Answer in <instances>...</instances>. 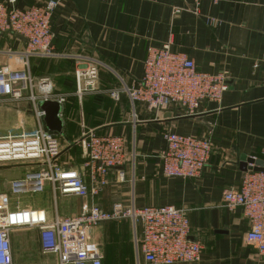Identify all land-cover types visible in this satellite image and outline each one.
<instances>
[{
    "label": "crops",
    "instance_id": "1",
    "mask_svg": "<svg viewBox=\"0 0 264 264\" xmlns=\"http://www.w3.org/2000/svg\"><path fill=\"white\" fill-rule=\"evenodd\" d=\"M46 1L18 0V6ZM52 29L54 54L31 56L30 65L35 77L48 80L54 92L65 97L62 133L51 131L62 144L59 162L81 171L90 184L76 144L83 129L123 136L125 179L119 180L117 169H112L107 186L96 196L55 199L47 185L28 199L12 195L11 204L13 196L18 199L12 206L42 210L52 219L75 216L88 203L105 210L118 201L140 207L173 204L188 210L190 238L203 245L200 261L177 264H264V255L246 239L249 221L243 210L223 206V192L241 185L246 171L242 156L264 160V0H202L197 11L192 0H60ZM168 41L194 59L199 70L226 73L228 89L221 101H205L197 114L186 115L176 106L162 111L143 104L133 108L124 94L119 101L111 97V89L142 77L150 47ZM26 47L27 40L17 34L0 35V64H18ZM89 65L97 67L96 90L79 97L76 71ZM34 125L26 100L0 103V135ZM168 129L211 140V159L199 178L163 174L160 153ZM28 169L26 164L0 168L2 186L9 190L10 181ZM140 229L128 219L106 221L93 229L90 239L103 252V264H146L135 244ZM30 230L12 232L14 264H57L56 256L42 252L36 258L27 252L26 262L17 258L18 245L30 236L41 251L38 231Z\"/></svg>",
    "mask_w": 264,
    "mask_h": 264
},
{
    "label": "built area",
    "instance_id": "2",
    "mask_svg": "<svg viewBox=\"0 0 264 264\" xmlns=\"http://www.w3.org/2000/svg\"><path fill=\"white\" fill-rule=\"evenodd\" d=\"M192 1L197 11L202 0ZM59 6L60 0H47L26 8H20L18 0H0V35L14 33L27 38V47L21 52L18 64H0V103L26 100L35 118L30 130L0 135V168L17 164L29 167L24 176L10 181L9 190L0 181V264H14L12 232L22 227L38 231L41 252L56 256L57 264H103L104 254L91 241V232L103 222L126 219L135 228L141 227L135 244L146 264L200 261L203 245L190 238L188 210L173 204L140 207L134 203L127 206L115 203L110 210H105L88 203L75 216L55 215L52 219L42 210L12 206V195L40 193L47 185L51 186L55 199L58 195L96 196L107 186L112 169H117L119 180L125 179L121 168L128 157L123 136L99 135L93 129H83L76 144L82 149L83 166L89 170V184L81 171L59 162L62 144L58 136L45 127V112L40 102L56 100L62 104L65 97L56 94L48 80L33 75L30 58L54 54L52 22ZM97 79L95 65L78 69V96L95 91ZM227 89L226 73L199 70L194 59L174 50L172 42L168 41L148 49L140 79L124 83L109 93L116 101L124 94L133 108L143 104L162 111L176 106L183 114L192 115L199 112L205 101H221ZM163 137L166 141L160 153L163 174L199 178L211 159V140L171 129L164 131ZM223 206L230 211L243 210L249 221L246 239L264 255V171L247 169L239 189L223 192Z\"/></svg>",
    "mask_w": 264,
    "mask_h": 264
},
{
    "label": "water",
    "instance_id": "3",
    "mask_svg": "<svg viewBox=\"0 0 264 264\" xmlns=\"http://www.w3.org/2000/svg\"><path fill=\"white\" fill-rule=\"evenodd\" d=\"M18 37L27 40V38L21 34H17ZM40 108L45 112L44 122L48 130L55 133H62L63 121L60 116L61 104L56 100H44L40 102ZM242 167L244 170L253 169L256 171H264V160L254 159L252 157L242 156ZM249 164H252L249 165Z\"/></svg>",
    "mask_w": 264,
    "mask_h": 264
},
{
    "label": "rangeland",
    "instance_id": "4",
    "mask_svg": "<svg viewBox=\"0 0 264 264\" xmlns=\"http://www.w3.org/2000/svg\"><path fill=\"white\" fill-rule=\"evenodd\" d=\"M34 193H29V194H25V196L24 195H22V196H24V197H27V196H29V195H33ZM18 197V196H17ZM15 198H16V196H13V198H12V204L14 203V202H16L18 199H16L15 200ZM19 198V197H18ZM27 199H28V197H27ZM26 198L24 199V198H22L21 200H27ZM129 202V201H128ZM115 203H121V204H123V205H130L131 203L129 202V203H127V202H123V201H118V202H115ZM114 203V204H115ZM16 207V206H15ZM17 207H20V206H18L17 205ZM20 208H23V207H20ZM124 221V220H123ZM27 229H28V232H31V231H33V230H30V229H32V228H30V227H26ZM22 250V251H21ZM18 251H19V255L17 254V258L20 260V261H22V260H25L26 259V256H27V252H29V253H31L30 255H31V257L32 258H36V257H39V256H41L42 254H41V251H40V249H39V247H38V244H37V242H36V240L34 239V238H32V236H30L29 237V239L25 242V244L23 245L22 244V247H19V245H18ZM25 252L26 251V253L24 254V256H22V254H21V252ZM25 262H26V260H25Z\"/></svg>",
    "mask_w": 264,
    "mask_h": 264
}]
</instances>
